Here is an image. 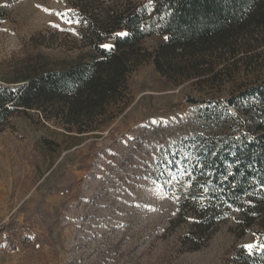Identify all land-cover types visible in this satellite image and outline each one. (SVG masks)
Listing matches in <instances>:
<instances>
[{"label":"rangeland","instance_id":"rangeland-1","mask_svg":"<svg viewBox=\"0 0 264 264\" xmlns=\"http://www.w3.org/2000/svg\"><path fill=\"white\" fill-rule=\"evenodd\" d=\"M130 2L147 0H0V85L16 90L33 69L82 60L90 13ZM165 37L139 47L153 53ZM260 40L235 58L214 56L202 76L162 75L151 59L141 62L123 99L89 132H66L55 113L53 121L36 110L12 113L0 127V264H240L241 253L264 264V214L245 233L238 207L206 231L196 215L223 205L203 167L202 138L264 121V103L241 97L264 88Z\"/></svg>","mask_w":264,"mask_h":264},{"label":"trees","instance_id":"trees-1","mask_svg":"<svg viewBox=\"0 0 264 264\" xmlns=\"http://www.w3.org/2000/svg\"><path fill=\"white\" fill-rule=\"evenodd\" d=\"M151 7L153 12L148 15ZM87 21L84 38L89 52L82 60L64 69H33L23 78L26 84L16 90L0 85V127L12 113L36 110L46 121H53L49 113H55L57 123L68 133L89 132L94 129L96 116L105 118L123 99L127 78L141 62L151 59L162 75L186 71L190 77L202 76L215 65L214 56L219 55L221 61L225 56L235 58L238 50L246 51L260 40L256 35L264 42V0L130 2L118 8L106 6L99 14L90 13ZM118 32L128 35L118 37ZM154 34L165 35L166 43L153 53L145 52L139 43ZM105 43L114 46L111 51L100 47ZM248 96L263 104L264 88H251L241 95ZM234 103L228 102L230 106ZM201 142L209 154L203 167L212 170L211 181L220 187L223 205L213 203L207 216L197 212L198 218L205 219L199 227L203 231L212 229L220 213L238 207L245 233L264 214V121L251 131L234 129L228 136L212 135ZM257 186L260 189L256 190ZM245 196L248 202L242 207L240 199ZM258 237L264 244V234ZM258 258L241 253L239 263L257 264Z\"/></svg>","mask_w":264,"mask_h":264},{"label":"snow or ice","instance_id":"snow-or-ice-1","mask_svg":"<svg viewBox=\"0 0 264 264\" xmlns=\"http://www.w3.org/2000/svg\"><path fill=\"white\" fill-rule=\"evenodd\" d=\"M37 7H40V5H37ZM43 11H45V12H49L48 9H43ZM56 15L60 16L61 18H64V17L67 15V13H56ZM65 22H66V23H69V24H70V23H73L72 20H65ZM77 22H78V21H77ZM53 26H54V27H58V25H53ZM115 35L118 36V37H125V36L128 35V33H127V32H118V33H116ZM165 39H167V37H165ZM100 47H101L102 49L106 50V51H111L112 48H113L114 46H113L112 44H110V43H105V44H101ZM245 247H246V248H251L252 245H246Z\"/></svg>","mask_w":264,"mask_h":264},{"label":"water","instance_id":"water-1","mask_svg":"<svg viewBox=\"0 0 264 264\" xmlns=\"http://www.w3.org/2000/svg\"><path fill=\"white\" fill-rule=\"evenodd\" d=\"M22 85H15V86H13L12 88H19V87H21Z\"/></svg>","mask_w":264,"mask_h":264}]
</instances>
